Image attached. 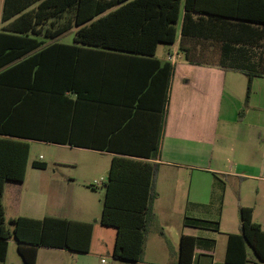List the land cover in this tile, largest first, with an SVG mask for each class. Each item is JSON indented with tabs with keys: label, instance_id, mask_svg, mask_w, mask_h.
I'll return each instance as SVG.
<instances>
[{
	"label": "crops",
	"instance_id": "obj_1",
	"mask_svg": "<svg viewBox=\"0 0 264 264\" xmlns=\"http://www.w3.org/2000/svg\"><path fill=\"white\" fill-rule=\"evenodd\" d=\"M2 6L3 0H0V31ZM180 22L181 15L177 38L169 44L172 48L167 52L168 56L163 60L156 57L158 45L162 43L155 50L154 57L160 64L168 62L171 65L167 108L163 124L158 128L150 114L141 123L139 132L129 128L116 131L118 127H115L131 102L130 94L124 93L123 89L130 87L136 73L142 78L150 74L153 64L91 52L92 46L59 41L76 28L59 35L55 42L81 50L63 46L54 48L58 49L57 53L44 55L46 67L38 77V89L32 93L26 90L25 114H15L14 120L15 125H20L17 128L34 133L28 135V155L31 143L94 150L108 155L110 161L114 156H121L116 152L123 151L115 149L119 147L130 153L138 149L142 153L151 152V158L144 160L157 164L153 181L157 194L152 202L153 225L157 227L155 223L160 215L170 224L177 219L181 227L177 225V230L173 229L170 237L173 243L172 264H177L182 234L195 238L191 264H197L199 255L213 252L215 246L214 236L199 231L213 230L185 225V217L217 221L218 230L213 232H218L224 224L227 227L226 238L229 233H237L232 228L238 227L239 231L238 206H245L251 208L252 220L264 230V219L255 216L259 208H264V76L252 77L248 106L238 120L246 76L238 69L193 58L192 44L179 45ZM49 46L55 45L46 39L26 57ZM186 50L190 51V56L186 58L184 55L185 60L178 62L179 51ZM50 62L57 64L55 76ZM70 76L78 90H92L91 99H78L75 108L76 93L67 89ZM80 94L84 95L81 91ZM148 108L160 110V101L157 105L149 104ZM40 135L57 141L36 139L43 138ZM156 136L158 145L154 157L149 150L154 147ZM105 146L110 149H103ZM39 158L42 159L40 155ZM35 161L43 162L44 168L33 167L31 162L28 166L27 159L23 181L4 183L2 205L5 224L10 226L11 220L19 216L36 219L51 216L91 223L92 218H96V206L80 202L82 192L75 188V179L49 169L44 160ZM81 185L85 187L83 183ZM101 210L102 207L99 209V223ZM94 227L92 223V232ZM161 235L160 232L152 235L147 231L143 256L150 240L159 245L162 243ZM16 244L14 237L8 239L5 258L0 264H23ZM44 248H37L35 264L42 261ZM167 253L163 246H158L153 255L165 257ZM131 263L144 264L142 258Z\"/></svg>",
	"mask_w": 264,
	"mask_h": 264
},
{
	"label": "trees",
	"instance_id": "obj_2",
	"mask_svg": "<svg viewBox=\"0 0 264 264\" xmlns=\"http://www.w3.org/2000/svg\"><path fill=\"white\" fill-rule=\"evenodd\" d=\"M180 15V46L185 41L214 46L216 62L201 61L238 69L246 76L243 105L237 114L240 120L248 106L252 77L264 76V0H3L0 31V261L5 258L7 241L11 237L17 242L16 250L23 264H35L38 247L78 253L89 250L90 222L51 216L41 219L19 216L7 226L4 219V183L23 181L29 151L27 139L28 135L34 134L17 128L20 125H15V114H25L26 90L32 93L38 89V77L46 67L45 54L57 53L58 49L54 48L63 46L81 50L58 44L55 38L76 28L72 42L92 46L91 52L153 64L150 74L142 78L136 73L130 87L123 89L124 93L130 94L131 102L126 108L128 111H124L115 124L116 131L129 128L139 132L149 114L152 121L155 118L157 128L163 124L171 65L168 62L160 64L154 55L159 43L176 41ZM43 39L52 40L55 46L27 58L26 54L39 47ZM189 54L186 50V58ZM52 67L55 76L57 64L53 63ZM67 83V89L76 93L74 108L78 99H91L92 90H78L73 77L70 76ZM159 101L160 110L148 108L149 104L157 105ZM40 136L43 138L36 139L57 141ZM157 145L156 136L154 147L149 150L154 157ZM115 149L123 152H116L121 156L111 158L103 184L99 221L102 226L115 229L113 257L135 262L142 258L146 233L154 216L152 202L157 194L153 181L157 164L144 160L151 158V152L142 153L138 149L130 153L124 152L128 150L122 147ZM31 165L45 166L35 160ZM238 213L239 231L226 236L224 262L245 264L249 261L247 247L256 259L264 262V230L252 220L250 207L238 206ZM184 223L218 230L217 221L185 217ZM194 240L191 235L180 236L177 264H191Z\"/></svg>",
	"mask_w": 264,
	"mask_h": 264
},
{
	"label": "rangeland",
	"instance_id": "obj_3",
	"mask_svg": "<svg viewBox=\"0 0 264 264\" xmlns=\"http://www.w3.org/2000/svg\"><path fill=\"white\" fill-rule=\"evenodd\" d=\"M179 23L177 24V28ZM73 33H68L63 35L59 41L71 43ZM193 45L191 51V56L195 59H204L210 62H216L217 51L214 46L209 44L201 43L198 45L196 42L185 41L184 44ZM169 44L158 45L156 51V57L160 60L165 59L168 55L167 52L171 50ZM200 55L197 56V54ZM177 61H184V51H179ZM176 57V55H175ZM263 63H264V53H263ZM168 95L165 99L164 107V117L167 108ZM32 148L28 155V166L32 160H44L47 162L49 169H55L57 173L69 175L75 182V188L80 190V202L84 205L96 206V218H92L91 223L95 225L93 232L91 233L90 247L86 253L72 252L65 249H54L45 247L42 252H44V257L40 264H136L122 259L114 258L112 255L113 244L115 239L114 228L105 227L100 225L98 222L99 209L102 207L103 196H104V182L106 181V175L109 168V156L106 154H101L94 150L82 149V148H69L57 145H39V143H31ZM39 155L42 159L39 158ZM59 163V164H58ZM96 182V184H95ZM84 184L85 187L81 185ZM92 185L93 187L89 186ZM88 188V189H85ZM94 188V191L91 190ZM226 211H223V216H225ZM218 214V212H217ZM255 216L260 219H264V208L261 207L255 212ZM239 218V213H237ZM97 219V222H94ZM157 227L154 226V220L148 227V231L153 234L162 233V243L159 245L158 242L149 241L147 245V251L145 255H142V260L144 264H172L173 258L171 255V248L173 243L171 242V233L173 234V229L177 230L181 227L179 221L170 224L162 215L159 219H156ZM239 223V221H238ZM225 229L227 227L223 224L218 232L201 230L199 232L204 234H209L214 236V250L213 252H206L204 255H199V260L197 264H227L224 262V252L226 245ZM238 232V227H234L231 230ZM158 246H163L167 250V255L165 257H156L153 255L155 249ZM175 246V245H174ZM249 261L245 264H264V262L259 261L253 255L250 248L247 247ZM12 253L15 254L13 249ZM10 258V255H9ZM17 258V257H16ZM139 264V263H138Z\"/></svg>",
	"mask_w": 264,
	"mask_h": 264
},
{
	"label": "built area",
	"instance_id": "obj_4",
	"mask_svg": "<svg viewBox=\"0 0 264 264\" xmlns=\"http://www.w3.org/2000/svg\"><path fill=\"white\" fill-rule=\"evenodd\" d=\"M95 184H96V182H95Z\"/></svg>",
	"mask_w": 264,
	"mask_h": 264
},
{
	"label": "water",
	"instance_id": "obj_5",
	"mask_svg": "<svg viewBox=\"0 0 264 264\" xmlns=\"http://www.w3.org/2000/svg\"><path fill=\"white\" fill-rule=\"evenodd\" d=\"M10 224V223H9Z\"/></svg>",
	"mask_w": 264,
	"mask_h": 264
}]
</instances>
